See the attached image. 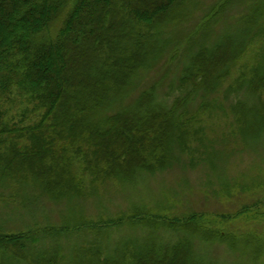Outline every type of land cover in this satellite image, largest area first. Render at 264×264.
Here are the masks:
<instances>
[{
    "label": "rangeland",
    "instance_id": "1",
    "mask_svg": "<svg viewBox=\"0 0 264 264\" xmlns=\"http://www.w3.org/2000/svg\"><path fill=\"white\" fill-rule=\"evenodd\" d=\"M172 15L152 30L148 60L95 116L137 106L146 92L144 112L184 100L177 114L188 123L169 128L166 162L96 178L74 158L79 190L59 199L32 181H0L1 231L57 230L40 233L31 260L133 264L152 246L186 244L198 264H264V91L250 82L264 73V0H182ZM202 51L222 59L223 78L190 93L181 79ZM31 260L0 254V264Z\"/></svg>",
    "mask_w": 264,
    "mask_h": 264
},
{
    "label": "trees",
    "instance_id": "2",
    "mask_svg": "<svg viewBox=\"0 0 264 264\" xmlns=\"http://www.w3.org/2000/svg\"><path fill=\"white\" fill-rule=\"evenodd\" d=\"M181 1L0 0V181H32L59 199L79 190L74 158L96 178L162 167L169 128L188 123L177 114L184 100L170 110L144 112L149 109L140 106L153 98L146 92L137 106L95 116L148 60L152 30L172 20ZM206 52L184 71L182 86L191 85L190 93L209 92L223 78L216 75L222 59ZM261 76L250 82L264 91ZM30 113L34 118L26 123ZM40 233L57 230H0V254L31 260L26 252ZM52 259L29 264H55ZM198 263L186 244L152 246L133 262Z\"/></svg>",
    "mask_w": 264,
    "mask_h": 264
}]
</instances>
